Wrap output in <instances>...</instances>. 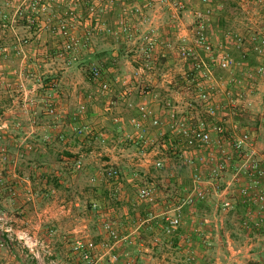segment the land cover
Listing matches in <instances>:
<instances>
[{
	"label": "rangeland",
	"instance_id": "1",
	"mask_svg": "<svg viewBox=\"0 0 264 264\" xmlns=\"http://www.w3.org/2000/svg\"><path fill=\"white\" fill-rule=\"evenodd\" d=\"M32 1L0 0V264H264V232L241 228L244 207L220 210L238 182L227 175L222 196L184 204L192 185L183 149L174 151L149 125L165 101L199 112L190 63L177 52L194 34L191 13L211 7V40L232 41L264 33V2L179 0L178 18L155 0H117L91 16L80 3L81 18L70 21L64 13L74 0H48L33 12ZM64 23L88 45L65 53ZM145 36L153 42L148 57ZM247 60L246 68L264 64ZM93 67L98 81L89 76ZM214 72L219 92L211 98L224 103L221 91L235 88ZM242 84L247 108L233 123L264 142V81ZM142 108L150 112L148 134L135 143ZM143 188L151 194L142 201ZM79 243L92 245L87 259Z\"/></svg>",
	"mask_w": 264,
	"mask_h": 264
},
{
	"label": "built area",
	"instance_id": "2",
	"mask_svg": "<svg viewBox=\"0 0 264 264\" xmlns=\"http://www.w3.org/2000/svg\"><path fill=\"white\" fill-rule=\"evenodd\" d=\"M114 1L117 0H74L73 6L68 7L64 15L70 21L81 18L77 8L80 3L88 5L90 16L95 13L103 14L107 9L106 6ZM155 1L173 8L174 18L179 17L177 14L179 10L181 12L184 10V5L179 0ZM257 1L264 2V0ZM48 2V0H33L30 4L31 11H44L49 6ZM212 12L211 7L194 10L191 13V28L194 34L192 38L187 35L189 38H183L177 44L178 55L183 61L190 63V76L195 78V88L200 101L196 109L199 111L198 114L190 115L173 107L169 101H165L164 106L159 108V114L149 118V125L174 146V151L183 149L178 155L179 158L185 159L191 170L192 185L190 190L192 196L185 199L184 204H193V200L194 202L205 200L211 193L222 196L226 193L227 187L221 188V182L224 183L225 177L231 175L232 181H237L239 185L232 201H221L220 210L229 213L237 206H242L244 214L241 228L247 232H264V161L255 147L256 130L233 123V119L240 115V111L247 108L244 99L247 91L243 90L242 83H247L249 88L255 89L264 81L262 61L254 67H245L250 56L257 61L264 59V33L246 31L244 34H235L232 41H212L208 24ZM60 26L65 53H69L80 43L84 47L88 45L86 37L80 41L69 35L67 24ZM100 26L104 24L100 22ZM122 30L126 32L128 29L123 27ZM144 39L147 42L145 54L148 57V52L153 49V42L146 36ZM231 44L240 53L238 61L231 56ZM238 68L241 69L240 80L235 75ZM215 69L224 72L226 83L231 82L235 88L233 90L227 87L221 91L225 95V102L220 104L211 98V91L217 94L219 92ZM89 76L93 81H98L102 77L101 70L93 67ZM100 87L103 90L108 89L106 83H101ZM141 112V120L133 123V129L138 134L133 139L135 143L145 140L148 134L144 118L150 115V112L143 108ZM225 184L229 185V182L225 181ZM150 194L149 188H143L138 192V199L142 201L148 199ZM178 216L170 219L171 227L175 228L180 223ZM91 246V244L87 247L78 244L77 249H82L84 259L88 258Z\"/></svg>",
	"mask_w": 264,
	"mask_h": 264
},
{
	"label": "crops",
	"instance_id": "3",
	"mask_svg": "<svg viewBox=\"0 0 264 264\" xmlns=\"http://www.w3.org/2000/svg\"><path fill=\"white\" fill-rule=\"evenodd\" d=\"M111 14H112V17H113V15H115V13H111ZM111 55H114V53H111ZM261 126L262 125H260V129H261ZM258 140H259V138L256 135V145H255V147H256V150L259 153V156L264 161V142H263V140H259V141Z\"/></svg>",
	"mask_w": 264,
	"mask_h": 264
}]
</instances>
